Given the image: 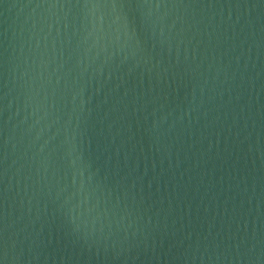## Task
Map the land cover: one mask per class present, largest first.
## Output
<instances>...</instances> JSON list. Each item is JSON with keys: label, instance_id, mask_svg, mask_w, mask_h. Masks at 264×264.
<instances>
[{"label": "water", "instance_id": "95a60500", "mask_svg": "<svg viewBox=\"0 0 264 264\" xmlns=\"http://www.w3.org/2000/svg\"><path fill=\"white\" fill-rule=\"evenodd\" d=\"M0 264H264V0H0Z\"/></svg>", "mask_w": 264, "mask_h": 264}, {"label": "snow or ice", "instance_id": "6c2138e0", "mask_svg": "<svg viewBox=\"0 0 264 264\" xmlns=\"http://www.w3.org/2000/svg\"><path fill=\"white\" fill-rule=\"evenodd\" d=\"M6 245H7L6 241L0 239V251H4Z\"/></svg>", "mask_w": 264, "mask_h": 264}]
</instances>
